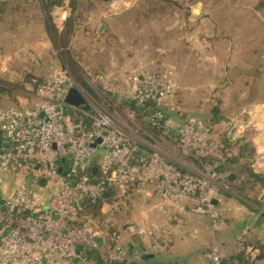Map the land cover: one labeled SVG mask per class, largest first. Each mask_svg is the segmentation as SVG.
<instances>
[{"label": "built area", "instance_id": "1", "mask_svg": "<svg viewBox=\"0 0 264 264\" xmlns=\"http://www.w3.org/2000/svg\"><path fill=\"white\" fill-rule=\"evenodd\" d=\"M116 3L112 0L109 5ZM90 80L97 87L95 97L65 66L54 64L46 77L31 80L35 97L31 107L0 104V264H95L87 258L89 251H97L108 263L136 260L135 251L117 242L116 231L102 234L91 228L84 201L100 200L124 210L128 192L149 183L163 193L167 204L194 197L193 213L208 215L214 229L222 224L212 196L225 176L218 163L232 157L233 147L207 140L210 127L193 116L176 131L170 129L174 120L168 111L175 110L176 102L170 72L138 68L118 78L97 72ZM70 87L77 88L83 103L65 101ZM133 116L143 118L146 128L190 157L213 161L201 163L197 171L180 169L141 136L128 121ZM244 126L252 122L230 119L225 134L236 137ZM254 152L264 157V140ZM124 228L136 231L131 223ZM136 232L149 238L151 250L161 247L153 227ZM161 236L167 238L168 233ZM236 240L241 261L225 262L223 248L215 242L206 249L209 263L253 264L258 249L247 246L243 234Z\"/></svg>", "mask_w": 264, "mask_h": 264}, {"label": "rangeland", "instance_id": "2", "mask_svg": "<svg viewBox=\"0 0 264 264\" xmlns=\"http://www.w3.org/2000/svg\"><path fill=\"white\" fill-rule=\"evenodd\" d=\"M111 1L109 0L107 3H104L103 0L62 1V4H66L70 10L61 29L72 21L71 34L65 48L55 47L50 40L49 24L56 27V17L50 16L49 21H46L45 16L35 14L37 9L34 1H32L31 14L29 15L16 14L15 16H10L5 11L0 12V104L15 108L31 107L35 102V97L27 78L31 76L34 78L46 77L54 64L65 66L78 85L92 97H95V88L97 87L94 83L92 84L90 78L97 72L110 74L112 77L118 78L136 73L138 68L149 69L157 73L169 71L171 80L176 86L175 110L168 111V115L170 114L174 120V124L170 128L172 131L173 129L176 131L177 125L184 119L193 116L210 127L207 134V140L210 142L222 143L221 138L225 136L232 142L243 139V145H247L251 138V132L245 126L242 128L241 134L236 137L222 134L225 133L227 121L230 119L238 120V122L243 124L247 122L244 117H238L239 112L231 110L234 102L232 97L227 96L225 100H221L222 98L216 90L210 93L209 89L206 90L202 87L203 82L199 77L200 59L205 53L202 52L198 42L199 17L198 14H192L191 8H198L200 3H203V5L208 3L215 4V1L118 0V4L116 3L118 6H110L109 3ZM104 5L106 9L109 8L115 12L112 18L106 17L107 29L103 33H97L96 25L102 21V18H97L93 28H90L91 21H89V18H91L92 13H96ZM234 48L232 46L235 51ZM66 54L72 55L80 67V79L73 76L66 61ZM216 54L211 50V56ZM134 58H140V61L135 65L136 68L132 70L118 72L117 70L108 69L109 67H114V65L117 67L118 63H123L126 59ZM150 59L154 62L152 67L144 64V61L146 62ZM224 65L228 69L227 74L231 75L232 71L229 61L225 62ZM222 70L223 66L221 65L219 73ZM212 71H215L214 68ZM120 115L122 118L126 116L125 113L122 114L121 112ZM140 119L134 116L128 117V121L134 127H137L143 138L151 142L154 147L164 151L163 153L173 157L174 161L172 162L176 166L178 165L177 162H180L186 164V170H199V167L195 166L187 158L188 154L181 151L173 142L168 141L158 133L151 132L145 127V120L143 118ZM239 147L240 145L233 147L232 156L238 152ZM241 151L243 152L242 154L249 153L246 146ZM241 151L239 150L238 155L229 165V167L233 166L232 168L236 172L233 183L226 184L224 177L219 179L218 183L220 186L216 189L214 196H212L213 201L217 200L220 203L219 207L214 204L213 207L220 215L221 226L216 229L212 228L209 216L200 215L208 218L212 231H220L225 227L229 212L233 211V215L243 216L244 214L240 215L238 212L249 213L253 207L262 203L264 187L256 186L247 175L244 168L250 167V156H242L240 154ZM222 173L225 175L224 172ZM262 176H264V172ZM149 184H144L143 186ZM143 186L141 190L137 191L134 187L128 192L124 210H116L110 208L108 203H100L99 211L102 217L91 215L89 219L91 228L99 230L102 234L116 231L119 234L117 242L126 248L121 242L122 233L140 236L136 232L139 228H150L139 226L130 220V222L126 221L129 219L127 210L138 206L136 205L137 200L140 198L138 196L141 195L138 193L143 191ZM156 190L161 192L157 188ZM188 201L193 202L190 204ZM196 204L197 201L194 197L182 200L175 198L171 200L170 204L164 202L163 197H161L157 207L167 216H174V221L184 227L185 222H183L179 213L187 211L190 214L199 215L191 211V208ZM129 223L136 227V231L127 232L125 230L124 227ZM153 228L160 235L159 244L161 247L156 252L162 251L166 247L167 242L171 240V236L169 234L167 238H163L161 235L164 232L169 233L168 230L155 226ZM240 234H243V242L247 246L258 249L259 254L253 263L257 264L262 249L259 245L249 242L250 228H243ZM210 243H215V241ZM210 243L204 245V254ZM133 251L137 253L136 260L127 261H142V255L134 249L130 252ZM225 257L224 255V259Z\"/></svg>", "mask_w": 264, "mask_h": 264}, {"label": "crops", "instance_id": "3", "mask_svg": "<svg viewBox=\"0 0 264 264\" xmlns=\"http://www.w3.org/2000/svg\"><path fill=\"white\" fill-rule=\"evenodd\" d=\"M32 1L36 3L35 8L37 10L35 14L45 17L48 15L55 16L57 19L55 28L60 31L70 10L66 4L52 5L47 10L44 7V1L47 0H0V12L5 11L10 16L16 14L29 15L31 14ZM103 1L107 3L109 0ZM214 1L215 4L203 5V3H200L197 13L193 12V8H191L192 14H198L199 17L198 42L202 52L205 53L203 59H200L199 77L203 82L202 87L206 90L209 89L210 93L216 90L221 96V100H225L227 96L232 97L234 102L232 109H230L239 112L238 117H244L245 121L252 122V126L248 127L251 132L249 143L243 145V139H240V147L236 154L238 155L239 150L241 151L245 146L248 147V154H242V151L240 154L250 156L249 169L254 175L262 174L264 172V157H257L254 148L260 144V141L264 140V112H262L264 107V0ZM114 12L109 8L106 9L104 5L102 9L100 8L96 13L91 14V18H89V21H91L90 28H93L94 22L100 17L102 21L97 23L96 32L103 33L108 27L105 22L106 17L112 18ZM50 40L52 43V39ZM232 46L235 47V51ZM211 50L217 54L211 56ZM139 59H126L123 63H118L117 67L112 64L114 67L108 69L117 70L118 72L132 70L136 68L135 65L140 61ZM227 61L231 64V75L227 74L228 69L224 65ZM144 64L152 67L154 62L150 59L144 61ZM221 65L223 70L220 75ZM213 68L214 72L212 71ZM214 81L216 82L214 83ZM261 130L262 132H260ZM222 134L225 135V133ZM164 154L168 159L174 161L173 157ZM177 163L178 167L186 168V164ZM232 167L224 172V182L226 184L233 183L236 176V172ZM229 175L231 176L229 177ZM250 179L256 186L264 187V182L259 183L251 177ZM138 194H141L138 196V198L140 197L136 204L138 206L127 210L129 219L126 221H131L142 227L165 228L168 230V236L170 234L171 240L167 242L162 251L154 252L149 248V238L147 236H133L122 233L121 242L129 251H132V249L138 251L143 259L140 262L125 261L123 263L210 264L204 254L203 247L205 244L212 241L217 242L222 246L225 256L229 257L236 253V238L243 228L248 227L251 233L249 242L259 245L262 249L257 264H264V195L261 205L253 207L249 213L239 211L238 214H244L243 216L233 215V211L229 212L225 227L220 231H212L209 220L205 216L181 211L179 216L185 222V226L182 227L171 216L162 213L158 209L157 203L163 197V193L158 192L153 185L143 186V191ZM192 202L188 201L190 204ZM213 204L216 207L220 205L217 200H214ZM103 237H101L102 240ZM78 264L84 263L79 262Z\"/></svg>", "mask_w": 264, "mask_h": 264}, {"label": "trees", "instance_id": "4", "mask_svg": "<svg viewBox=\"0 0 264 264\" xmlns=\"http://www.w3.org/2000/svg\"><path fill=\"white\" fill-rule=\"evenodd\" d=\"M62 4V0H47L44 1V7L49 10V6L52 5H60ZM46 21H49L50 16H46L45 17ZM72 26V21H70L66 27H64L63 29H61L60 31H58L54 26L49 24V31H50V37L53 41V44L55 47H63L65 48L67 46L70 34H71V27ZM69 53V52H66ZM66 61L68 62V66L70 67V70L73 74V76H75V78L80 79L81 76V69L80 67L77 65L76 61L73 59L72 55L66 54ZM34 77L31 76L29 78H27L28 83H31V80ZM38 80H41L42 78L40 77H35ZM135 108H137V106H134ZM138 109V108H137ZM221 142L222 144H224V146L226 147H235V146H239L240 145V140L236 141V142H232L229 141L225 136H223V138H221ZM239 143V144H238ZM238 148V147H237ZM243 150V149H242ZM237 156V154H234L232 157L219 162L218 163V167L217 169L221 172H225L230 165V162L233 161V159ZM187 158L195 165V166H200L201 163L204 162H212L213 159L212 158H203L201 160H197L194 159L192 157H190L189 155L187 156ZM180 168V167H179ZM182 169V168H180ZM245 171L247 172V175L249 176V178H254L256 179L259 183H263L264 182V176H262V174H258V175H254L251 172V169H249V167L244 168ZM101 201L100 200H95V201H90L89 199L84 201V209L86 211L87 214H91L92 216H98V217H102L99 211V205H100ZM87 258L91 259L92 261L95 262V264H125L122 262H105L103 261V259L101 258L100 254L97 251H89L87 252ZM243 259V255L241 252H237L234 255H231L229 257H225L224 261L225 262H232L233 260L236 261H241Z\"/></svg>", "mask_w": 264, "mask_h": 264}, {"label": "water", "instance_id": "5", "mask_svg": "<svg viewBox=\"0 0 264 264\" xmlns=\"http://www.w3.org/2000/svg\"><path fill=\"white\" fill-rule=\"evenodd\" d=\"M193 12L197 13L198 8H193ZM65 101L69 104L77 105L83 103V97L80 94V92L77 90L76 87H70L67 90L66 96H65ZM84 109H87V105H83ZM96 142H99V139L96 140ZM93 171L96 170V167L92 168ZM231 175H229L230 177ZM44 179H41L40 183L43 184ZM163 192V190H162Z\"/></svg>", "mask_w": 264, "mask_h": 264}]
</instances>
